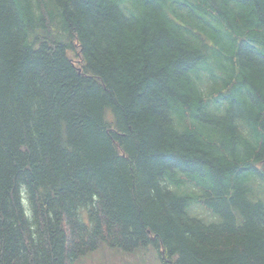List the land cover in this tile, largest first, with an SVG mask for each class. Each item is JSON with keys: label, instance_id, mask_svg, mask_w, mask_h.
Instances as JSON below:
<instances>
[{"label": "trees", "instance_id": "trees-1", "mask_svg": "<svg viewBox=\"0 0 264 264\" xmlns=\"http://www.w3.org/2000/svg\"><path fill=\"white\" fill-rule=\"evenodd\" d=\"M151 246L264 264V0H0V264Z\"/></svg>", "mask_w": 264, "mask_h": 264}, {"label": "rangeland", "instance_id": "rangeland-1", "mask_svg": "<svg viewBox=\"0 0 264 264\" xmlns=\"http://www.w3.org/2000/svg\"><path fill=\"white\" fill-rule=\"evenodd\" d=\"M190 208L189 212L191 215H202L207 222L220 220L217 215L201 203H195ZM111 251L108 248L97 251L94 257L90 258L88 264H161L157 250L153 246L141 250L142 253H145V262L140 261L135 255L114 254L111 256Z\"/></svg>", "mask_w": 264, "mask_h": 264}]
</instances>
